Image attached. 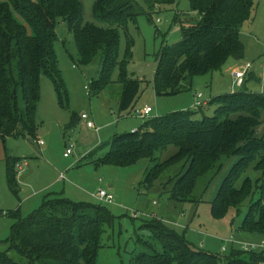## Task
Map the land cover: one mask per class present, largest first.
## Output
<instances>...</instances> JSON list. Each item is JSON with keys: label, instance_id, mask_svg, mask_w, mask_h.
Here are the masks:
<instances>
[{"label": "trees", "instance_id": "1", "mask_svg": "<svg viewBox=\"0 0 264 264\" xmlns=\"http://www.w3.org/2000/svg\"><path fill=\"white\" fill-rule=\"evenodd\" d=\"M146 3L153 10L174 5L177 0H146ZM189 4L191 11L199 15L198 23L183 28L182 39L173 45H162L156 55L152 86L157 97L186 93L192 89L195 78L222 73L231 60L241 61L245 57L240 33L251 19L253 0H189ZM93 12L100 25L85 23L80 0H0V144L7 138L23 136V131L36 139L35 116L43 75L54 82L60 99L62 92L66 93L55 51L60 40L59 22L66 24L73 35L81 65L91 64L103 51L100 77L91 82L90 93L97 95L105 91L118 70V82L123 85L119 111L134 108L142 82L129 78L135 41L128 25L137 21L141 8L134 0H95ZM180 17L177 16V21ZM122 33L127 38L123 58L120 57ZM242 88L211 98L195 110L148 119L138 130L116 134L111 151L97 158L96 163H133L174 147L176 155L150 169L144 185L152 188L166 169L185 162L186 170L169 182L172 190L168 194L171 200L187 203L196 201L193 193L200 178L208 173L216 176L223 159L237 157L238 163L211 203L212 215L225 217L251 193L248 179L240 188L236 186L240 174L257 160L260 161L257 169L264 171V135L258 138L255 130L264 112V95ZM213 106L212 117L198 119L205 108ZM78 121L72 115L70 127ZM96 155L97 149L85 159L94 160ZM19 160L6 155L12 191L18 187ZM258 193L259 198L253 202L241 228L264 233V183ZM5 216L16 223L10 238L3 242L6 248L0 251V264H97L105 227L113 226L115 221L113 213L105 208H91L57 194H48L26 219L19 210ZM139 234L137 241L143 251L134 252L130 264H220L222 261L219 255L193 248L161 221L143 223ZM225 264H264V253L235 249Z\"/></svg>", "mask_w": 264, "mask_h": 264}, {"label": "rangeland", "instance_id": "2", "mask_svg": "<svg viewBox=\"0 0 264 264\" xmlns=\"http://www.w3.org/2000/svg\"><path fill=\"white\" fill-rule=\"evenodd\" d=\"M80 1L85 23L100 25L93 12L95 0ZM134 1L140 6L141 15L136 22L128 25L135 41L128 73L130 79L139 80L142 84L139 99L127 112L119 111L123 91V85L118 82L119 71H115L113 83L105 91L91 94V82L100 77L103 51L91 64L81 65L73 35L66 24L58 23L60 40L55 44V51L66 93L62 92L60 99L54 82L43 75L39 82L41 96L35 116L36 139H31L23 131V136L7 138L5 143L0 144V251L6 248L3 242L10 238L16 223L15 219L5 214L19 210L21 217L26 219L40 207L48 194H57L91 208H105L115 216L113 226L105 227L97 264H130V256L143 251L137 241L140 227L152 220L161 221L175 230L193 248L219 255L222 258L220 264H225V259L231 257L235 249L249 247L252 251L264 253V233L241 228L264 183V171L257 169L259 160L240 174L236 184L240 188L248 179L252 187L250 195L223 218L212 215L211 203L224 179L238 163L237 157L223 159L222 168L216 176L208 173L200 178L193 193L196 201L187 203L171 200L168 194L172 190L169 182L186 170L185 162L166 169L152 188L144 185L150 169L176 155L174 147L133 163H96L97 158L111 151L116 134L138 130L148 119L195 110L197 93L211 99L240 91L232 78L236 70L244 74L242 89L264 95V0H253L251 19L241 29L240 37L245 45L243 60H231L222 73L197 77L190 91L166 97H157L152 86L157 67L156 55L162 45L178 43L182 39L183 28L196 25L199 15L191 11L189 0H177L174 5H162L153 10L149 9L146 0ZM179 15L181 17L177 21ZM126 45L127 38L122 33L121 58L125 55ZM145 107L152 108L154 112L150 118L142 119L136 111ZM214 112L215 106L207 107L198 119L212 117ZM72 115H76L79 121L70 127ZM83 115L89 117L93 127L82 120ZM260 122L255 128L258 138L264 135V112ZM38 141L44 144L39 145ZM71 147L73 153L66 158L64 154ZM96 149V159L86 160L88 153ZM80 150L84 151L83 155ZM6 155L20 159L16 167V191H12L8 183ZM61 175L65 180L61 179ZM100 191L113 194L115 203L98 201L96 196Z\"/></svg>", "mask_w": 264, "mask_h": 264}, {"label": "built area", "instance_id": "3", "mask_svg": "<svg viewBox=\"0 0 264 264\" xmlns=\"http://www.w3.org/2000/svg\"><path fill=\"white\" fill-rule=\"evenodd\" d=\"M232 78L235 80L236 86L238 88H241L243 86L244 74L241 71H239V70L234 71L232 73ZM202 97H203L202 94L197 95L196 102L194 103V108H198V107L202 106L203 104H205L204 101H201ZM152 114H153V109L150 107H145L144 109H142L140 111H136V115H138V117H140L142 119L150 118ZM82 120L88 122L89 126H92V127L94 126V124L91 121H89V117L87 115H83ZM38 144L43 145L44 143L42 141H38ZM72 153H73V147L67 149L64 156L66 158H68L72 155ZM61 179L65 180V177L63 175H61ZM96 199L100 202H103V203H108V204L115 203L114 195L111 194L110 192H107V191H100L99 194L96 196ZM250 249L251 248H249V247H244V250H246V251H252ZM252 249H254V248H252ZM223 251H226V249L223 248Z\"/></svg>", "mask_w": 264, "mask_h": 264}, {"label": "crops", "instance_id": "4", "mask_svg": "<svg viewBox=\"0 0 264 264\" xmlns=\"http://www.w3.org/2000/svg\"><path fill=\"white\" fill-rule=\"evenodd\" d=\"M245 72H247V71H245ZM198 94H202V93H197V95ZM197 95L195 96V101H194V103L196 102V97H197ZM203 95V94H202ZM209 100L210 99H205V96L203 95V97H202V99H201V101H204L206 104L209 102ZM153 112H154V110H153ZM83 154H84V151H83ZM39 202V201H38ZM35 205H36V201H35Z\"/></svg>", "mask_w": 264, "mask_h": 264}, {"label": "water", "instance_id": "5", "mask_svg": "<svg viewBox=\"0 0 264 264\" xmlns=\"http://www.w3.org/2000/svg\"><path fill=\"white\" fill-rule=\"evenodd\" d=\"M80 154L83 155V150H80Z\"/></svg>", "mask_w": 264, "mask_h": 264}]
</instances>
